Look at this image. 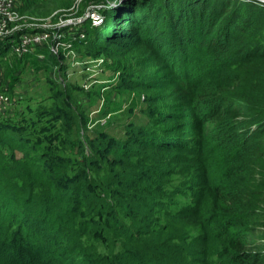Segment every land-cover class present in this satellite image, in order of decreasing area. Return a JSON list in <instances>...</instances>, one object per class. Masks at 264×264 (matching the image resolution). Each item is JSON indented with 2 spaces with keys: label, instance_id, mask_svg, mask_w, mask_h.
<instances>
[{
  "label": "trees",
  "instance_id": "trees-1",
  "mask_svg": "<svg viewBox=\"0 0 264 264\" xmlns=\"http://www.w3.org/2000/svg\"><path fill=\"white\" fill-rule=\"evenodd\" d=\"M84 3L107 7L80 60L128 55L114 88L158 94L145 124L88 130L73 83L1 118L0 264H264V2Z\"/></svg>",
  "mask_w": 264,
  "mask_h": 264
},
{
  "label": "rangeland",
  "instance_id": "rangeland-1",
  "mask_svg": "<svg viewBox=\"0 0 264 264\" xmlns=\"http://www.w3.org/2000/svg\"><path fill=\"white\" fill-rule=\"evenodd\" d=\"M21 3L22 0L18 7L19 19L21 17L19 24L23 26L35 25L36 28L48 32V45L52 52L50 54L48 50H45L46 55L43 62L32 60L35 53L26 55L27 59L16 57L9 52L0 54V92L5 99L0 110V120L8 117L10 119L22 117L23 115L20 113L29 109L34 111L41 107L52 108V106L56 109L59 106V100L54 99V94L66 90L63 87H68V84L73 83L85 92L92 91L90 98H87L89 95L81 96V93H78L80 90L68 91L71 98L78 99L75 102V107L83 110L87 116L86 123H83V119H81V123L86 124L88 130L94 129L95 124H116L115 126H118L117 124H123L125 121V124H130L132 120L135 124L142 122L145 124V111L148 104L144 98L157 96L158 91L139 87L114 88L118 82H124L125 73H122V66L124 63L131 62L129 60L131 57L122 55L118 58L102 55L95 59L84 54L85 60H80L79 52L82 49L80 43L71 41L73 37L67 36L70 32L75 33L81 30L85 32L88 27H101L102 22L94 25V16L98 15L99 19L103 18L100 12L107 5L103 7L98 4H85L84 0H69V6L57 5L55 7L54 5L53 7L49 5L46 7L45 5L43 10H37L36 7V10L23 12L19 10ZM80 18L82 20L78 22L77 20ZM60 22L66 25L62 27ZM62 32L65 33V37L56 42V38ZM141 57L144 59L143 54ZM55 61L59 63L55 64ZM100 62L101 65L98 64ZM114 62L118 65L117 68L114 66ZM150 62H152V70L158 72V60L151 58ZM73 63L78 65H72ZM62 66H65V70L61 71L59 68ZM94 69L97 71L93 72ZM94 76L96 77L94 78ZM148 76L149 73L145 74L144 78ZM111 86L113 87L109 88ZM40 116L43 118L42 120L51 118V114L48 113H43ZM40 116L37 115L36 118L38 119ZM119 120L122 121L119 122ZM52 121L49 120L48 124ZM109 131L111 134L104 130V132L116 136L120 133V128ZM74 136L76 138V135Z\"/></svg>",
  "mask_w": 264,
  "mask_h": 264
},
{
  "label": "built area",
  "instance_id": "built-area-1",
  "mask_svg": "<svg viewBox=\"0 0 264 264\" xmlns=\"http://www.w3.org/2000/svg\"><path fill=\"white\" fill-rule=\"evenodd\" d=\"M19 3L20 0H0V42H6L10 44V49L8 52L11 55L24 58L26 55L35 53L37 61L43 62L45 61L46 55L43 52H45V50H48L50 54L52 52L51 48L48 45L49 34L46 31L40 30L38 27L36 28L35 25L23 26L22 24H19V21L21 19V17L19 19L20 15L18 13ZM99 18L100 17L98 15L94 16V25H98L102 22V17L101 19ZM81 20L82 18L77 21L80 22ZM69 23L71 24V22ZM59 24H61L62 27L66 25L62 22H60ZM22 29H24V31H22ZM84 33L85 32L81 30L80 32L75 33L70 32L67 36L73 37L71 41L80 43L85 37ZM64 35L65 33L63 32L59 33V36L56 38V42L58 39L65 37ZM98 64L101 65V62ZM72 65L78 64L73 63ZM95 71L97 70L94 69L93 72ZM96 76H94V78ZM4 103L5 99L0 92V110Z\"/></svg>",
  "mask_w": 264,
  "mask_h": 264
},
{
  "label": "water",
  "instance_id": "water-1",
  "mask_svg": "<svg viewBox=\"0 0 264 264\" xmlns=\"http://www.w3.org/2000/svg\"><path fill=\"white\" fill-rule=\"evenodd\" d=\"M114 2H122L124 0H113ZM260 1H264V0H260Z\"/></svg>",
  "mask_w": 264,
  "mask_h": 264
}]
</instances>
